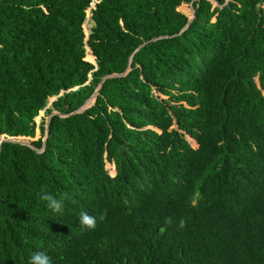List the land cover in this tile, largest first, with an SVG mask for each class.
I'll return each mask as SVG.
<instances>
[{"label": "trees", "instance_id": "1", "mask_svg": "<svg viewBox=\"0 0 264 264\" xmlns=\"http://www.w3.org/2000/svg\"><path fill=\"white\" fill-rule=\"evenodd\" d=\"M93 1L0 0V264H264V0Z\"/></svg>", "mask_w": 264, "mask_h": 264}, {"label": "clouds", "instance_id": "2", "mask_svg": "<svg viewBox=\"0 0 264 264\" xmlns=\"http://www.w3.org/2000/svg\"><path fill=\"white\" fill-rule=\"evenodd\" d=\"M41 199L46 201V207L53 213L63 212L64 202L62 198L44 193ZM101 219H103V217H101ZM79 223L82 228L94 229L96 227L97 218L87 211H81L79 213ZM181 226H183V221H181ZM28 264H52V259L46 251H36L28 258Z\"/></svg>", "mask_w": 264, "mask_h": 264}, {"label": "rangeland", "instance_id": "3", "mask_svg": "<svg viewBox=\"0 0 264 264\" xmlns=\"http://www.w3.org/2000/svg\"><path fill=\"white\" fill-rule=\"evenodd\" d=\"M95 2H96V0H94V1L92 2L91 6H94ZM179 10H180L182 13L186 14L188 17H191L192 10H191V6H190L189 4H182V5H180V6H179ZM88 14H89V10L87 11V16H89ZM91 26H92V22L90 21V17H89V18L86 20V22L84 23V25H83L84 32H85V36H87V35L89 34V30H90ZM86 50H87V52L89 53V51H88L87 48H86ZM91 62H94V60L91 61ZM54 99H55V98L53 97V98H50V99L48 100V104H47L46 108H48V107L51 106V103H52V101H53ZM90 100H91V99H88V100H87V103H86V105L84 106L85 108L88 107V106L92 103V102H90ZM49 116H50V115H48L46 111L42 110V111L39 112V114H38V116L35 118V120H36V122L39 124L40 121H41L42 119H44V120L46 121L47 118H48ZM39 135H40L39 130H37V132H36V136H35L34 138H30V139H28V138H20V139H21V140L32 141V139L34 140V139L38 138ZM186 139L188 140V142H189L193 147L196 146V144H195V142H194L193 139H191V138L188 137V136H186ZM106 168H107V170L109 171V173L111 174L112 171H113L112 166H111L110 164H107V163H106Z\"/></svg>", "mask_w": 264, "mask_h": 264}, {"label": "water", "instance_id": "4", "mask_svg": "<svg viewBox=\"0 0 264 264\" xmlns=\"http://www.w3.org/2000/svg\"><path fill=\"white\" fill-rule=\"evenodd\" d=\"M193 1H194V0H192V1L189 3V5L191 6V10H192L191 17L188 18V21H187L186 25L184 26V28H183L181 31H183V30H184V29L190 24V22L192 21V19H193V17H194V8H193V6H192ZM211 1L215 2L214 0H211ZM228 1H229V0H226V2H228ZM215 5H217V3H215ZM91 8H94V6H91ZM89 17H90V14H89V16H87L86 20H87ZM86 20H85V22H86ZM87 38H88V35L86 36V39H87ZM143 45H144V43H143L141 46H143ZM141 46H140V47H141ZM140 47H139V48H140ZM139 48H138V49H139ZM114 76H118V75H117V74H110V75L104 76V77L102 78V80H101V82H100L98 88L94 91V93H93V94L91 95V97L89 98V99L92 100V103H91V104L94 103L95 97H96V95L98 94V90L101 88L104 79L107 78V77H114ZM86 103H87V101H85V103H84V105L81 107V109H79V110H77V111H74L73 113L83 110V109L85 108L84 106L86 105ZM91 104H90V105H91ZM56 113H57L56 111H53V112L50 114V116L47 118V120H46V132H45V136H44V138H43V147H44V145H45V140H46L47 135H48V125H49L50 117H51L52 115L56 114ZM20 138H28V139H30L29 137H20V136H17V137H10V136H7V135H2V136H0V145H1L2 142H17V143L24 144V145H28V146L34 148V147L31 145V141L21 140ZM32 140H33V139H32ZM34 149H35V148H34ZM36 150H37V149H36ZM38 151H41V150H38Z\"/></svg>", "mask_w": 264, "mask_h": 264}, {"label": "built area", "instance_id": "5", "mask_svg": "<svg viewBox=\"0 0 264 264\" xmlns=\"http://www.w3.org/2000/svg\"><path fill=\"white\" fill-rule=\"evenodd\" d=\"M89 10H90V8H89ZM89 15V14H88Z\"/></svg>", "mask_w": 264, "mask_h": 264}]
</instances>
